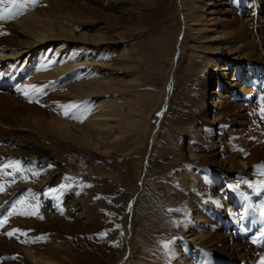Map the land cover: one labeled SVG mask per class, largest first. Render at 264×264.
Here are the masks:
<instances>
[{
  "label": "rangeland",
  "instance_id": "1",
  "mask_svg": "<svg viewBox=\"0 0 264 264\" xmlns=\"http://www.w3.org/2000/svg\"><path fill=\"white\" fill-rule=\"evenodd\" d=\"M54 1L45 0L47 6L53 8L57 7ZM67 1L76 15H94L98 22L112 26L114 36L122 38L135 72L124 68L114 74L111 80L124 86L120 93L116 91L118 94L108 93L106 99L117 100L123 105V112L132 116L130 119L142 117L141 122L147 121L149 125L146 130L138 131H133L132 125L120 134V142L110 140L112 132L108 131L105 143L96 147H87L82 141L78 145L62 141L44 130L43 125H36L33 119L43 116L48 122L49 115L60 114L73 104L74 98L48 90L43 87L45 81L20 83L12 81L9 75H0L4 79L8 77L7 83H14L0 93V134L7 137L3 146L24 151L29 148L23 144L40 141L55 152L68 172L74 174V177L59 179L64 185L50 197L53 211L58 212L57 219L62 220L48 222L41 203L29 195L34 193V169L20 166L11 153L0 158V196L12 189L0 199V208L7 206V216L0 218V264H26L25 249L37 250L59 264H115L124 254L125 263L122 264H166V248H161L160 259L158 257L159 247L165 242L162 237L166 239L168 232L175 235L179 200L182 195L189 194L185 191L188 188L184 189L187 184L182 181L180 185L174 184L175 177L182 180L185 170L195 163L199 167L191 172L199 176L201 184L195 193L202 201L218 202L222 194L220 170L228 167L227 156L233 154L242 159L250 173H264V101L263 104L261 101L264 98V67H259L260 71L258 67L253 70L255 75L251 73L252 80L249 79L239 95H234L230 101L228 97H221L227 99V104L218 110L220 119L213 121L203 105L208 84L213 81L211 73L203 69L201 58L196 57L199 46L194 55L180 50L184 33L178 12L179 0H145V5H127L117 11L111 6L109 9L100 6L99 0ZM254 1L227 2L233 20L231 29L240 32L239 25L244 18L251 19L256 27H264L261 22L264 0ZM3 2H0V16L5 18L0 20V43L11 32L5 13L12 6ZM254 41L257 45L263 41L256 30ZM246 67L240 70L244 77L252 69ZM260 75L262 81L258 78ZM231 79L237 81L229 74L228 83ZM54 93L59 100L51 99ZM166 94L167 100L163 102ZM74 112L77 113L72 111L74 115ZM79 114L74 122L86 127L84 120L87 118ZM194 123L196 129L191 128ZM156 126V136L152 139ZM191 139L195 143H189ZM13 140L23 143L13 144ZM62 172L61 177L64 176ZM101 172L103 176L99 175ZM257 185L251 183L250 189ZM239 190L237 194L232 187L230 202L222 200L230 204L232 212L231 218H225L231 224H234L232 218L237 219L233 228L238 229L239 235L231 230L235 244L242 252L252 253V243L257 245L261 239L264 219L260 216V206L252 204L243 188ZM175 193L177 199L172 197ZM20 194L25 195L18 199ZM236 200L243 207H232ZM194 203L201 210L200 221L209 234L202 247L205 250L206 244L212 242V247L220 250L212 256L211 251L200 248L206 254L203 264H227L231 255L227 248H222L226 220L221 209L197 200ZM249 213L253 215L252 221L239 224V215Z\"/></svg>",
  "mask_w": 264,
  "mask_h": 264
},
{
  "label": "bare ground",
  "instance_id": "2",
  "mask_svg": "<svg viewBox=\"0 0 264 264\" xmlns=\"http://www.w3.org/2000/svg\"><path fill=\"white\" fill-rule=\"evenodd\" d=\"M54 2L57 5L54 8L48 7L45 0L40 3L38 0H15V3L6 0L3 2L14 8L11 11L10 8L7 10L9 19L7 28L11 32L0 43V75L3 77L9 75L12 81L20 83L29 80L45 81L43 87L48 90L51 89L74 98L71 107L68 106L62 112L59 111L60 114L49 115L48 122L43 116H40L38 120L33 119L36 125H43L44 130L63 139L62 141L68 140L75 145L82 141L87 147H96L105 143L103 141L108 131L112 132L110 140L113 139V142L119 140L120 142L122 140L120 134L127 132L132 125L133 131H138L141 128L146 130L149 124L147 121H145L146 123L141 122L142 117L130 119L132 116L129 118L126 111L123 112V105L116 102L117 100L112 102V98L106 99L108 93L119 92L124 86V84L119 85L111 80L114 74L120 73V70L124 68H131L132 73L135 72L130 57L126 54L123 41H121L122 38L114 36L112 26L98 22L94 15L86 17L76 15L77 13L74 12V8L70 7L67 0H55ZM227 2H231V0H179L178 5L184 33L180 50L184 53L193 52L194 55L196 54L194 50L199 46V55L196 54V57L201 58L205 72L211 73L210 80L213 82L208 84L203 105L206 112L212 115L213 121L220 119L221 114L218 110L227 104V99L222 100L221 97H228V101H230L231 97L239 95V91L249 83L251 73L255 75L253 70L256 67L258 70L259 67H264L263 26L256 27L254 23H251V19L244 18L239 25L240 32L238 29H231L233 20L230 17L231 8ZM99 3H101L100 6L107 9L111 6L116 11L119 7L123 8L127 5L139 7L146 4L145 0L144 2L143 0H99ZM93 10L96 9L93 8ZM101 13L105 14L103 11ZM261 22L264 23V18ZM202 26H205L206 30ZM255 30L256 34L263 38L261 45H257L254 41ZM244 65H247V69L249 66L252 67L251 72L249 71L250 74L246 77L240 72ZM243 73L245 72L243 71ZM229 74L237 78V81H234L233 78L228 83ZM220 88L223 89V92ZM117 92L116 94H118ZM220 93L224 95L221 96ZM51 99H58L57 95L54 93ZM166 100L167 94L162 101ZM218 103L221 104L216 106ZM69 111L71 114H73L72 111H77V113L74 112L75 115H70ZM79 113L87 118L84 120L86 127L82 125L85 128L74 122L78 119ZM196 126L197 124L194 123L191 128L195 127L194 129H196ZM157 127L153 134L150 133L152 139L156 136ZM1 134L0 149L5 152L0 150V158L4 159L5 155L11 153L19 161L20 166L34 169V171L32 170L35 177L33 181L34 194L41 196L40 207L44 208L48 222H60L62 219H57L58 212L53 211L54 205L51 204L50 197L55 192H59L64 185L59 182V179L74 177V174L68 172L55 152L40 144V141L23 144L29 148L28 150L21 151L22 148L19 151L11 150L9 147L3 146L7 137ZM16 141L13 140V144L17 143ZM21 143L23 141H19L17 144ZM241 160L237 156L234 157L233 154L226 157L225 162L228 167L226 170H220L222 181L220 193L222 194H220L218 202L202 201L197 196L198 193H195V190L201 187L199 176L191 172L199 167L194 165L195 163L190 164V167L185 170L182 180L180 177L173 179L174 184L180 185L181 181L187 184L184 189L188 188L185 191H189V194L182 195L179 200L181 206L175 212L177 214L175 235L168 232L166 239L163 235L162 240L165 242L159 247V259L161 248H166V264H203L206 254H203L200 248L205 252L211 251L212 256L220 253V250L212 247V242L206 244V247L210 249L204 250L202 247L209 234L204 228L203 222L200 221L201 210L194 203L197 200L205 205L219 208L223 213L226 220L223 226L226 247L222 248H227L231 255L227 264H264V236H262L264 220L263 226H261V239L257 245L252 243L251 253L242 252L241 248L235 244L236 238L231 231V225L237 224V219L232 218L234 224H231L230 220L225 218V216L231 218L232 212L230 204H226L222 200L230 202L229 191L232 187L243 188L247 195L249 194L254 206H260L261 201H264V193H261V188L264 187V173H250L245 169V162ZM62 170L63 177L60 173ZM46 173L48 174L46 175ZM100 174L103 176L104 173ZM254 182L258 185L250 189L251 183ZM11 191L12 189L6 190L5 195L0 196V199L6 197L7 193ZM172 197L177 199L178 195H172ZM52 211L54 213H51ZM24 253L27 258L26 264H59L34 249H25ZM125 255L115 264H122Z\"/></svg>",
  "mask_w": 264,
  "mask_h": 264
},
{
  "label": "snow or ice",
  "instance_id": "3",
  "mask_svg": "<svg viewBox=\"0 0 264 264\" xmlns=\"http://www.w3.org/2000/svg\"><path fill=\"white\" fill-rule=\"evenodd\" d=\"M0 2H3V0H0ZM11 2L15 3V0H11ZM4 18L5 17L0 16V20H2ZM262 112H264V109H262ZM0 191H2V188H0ZM261 193H264V187L261 188ZM260 216L262 219H264V201H261V204H260ZM17 231H19V230H17ZM262 236H264V233H262ZM253 242H256V241H253Z\"/></svg>",
  "mask_w": 264,
  "mask_h": 264
}]
</instances>
